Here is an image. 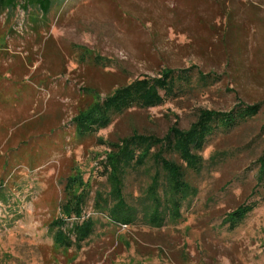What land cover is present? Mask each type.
Segmentation results:
<instances>
[{
  "label": "rangeland",
  "instance_id": "obj_1",
  "mask_svg": "<svg viewBox=\"0 0 264 264\" xmlns=\"http://www.w3.org/2000/svg\"><path fill=\"white\" fill-rule=\"evenodd\" d=\"M24 5L0 14V264H264V0H50L46 15ZM166 69L189 71L191 82L78 136L73 118L88 94L104 98ZM239 104L259 112L208 138L202 169H185L191 191L177 217L152 156L158 147L115 173L109 164L132 135L161 138L173 126L187 130L200 110ZM116 185L127 225L108 217ZM64 190L88 194L61 243L52 222L62 218ZM239 206L253 208L231 224ZM157 207L161 227L149 221ZM83 219L92 233L77 242L73 225Z\"/></svg>",
  "mask_w": 264,
  "mask_h": 264
},
{
  "label": "trees",
  "instance_id": "obj_2",
  "mask_svg": "<svg viewBox=\"0 0 264 264\" xmlns=\"http://www.w3.org/2000/svg\"><path fill=\"white\" fill-rule=\"evenodd\" d=\"M21 1L0 0V14L16 10ZM23 1L25 2L24 6H35L45 15L50 8V0ZM231 15L229 13L228 16L231 17ZM191 77L189 71L177 72L166 69L159 78L134 80L129 84L119 86L104 98L98 94H94L96 96L93 98V94H88V97H90L89 105L80 110L73 118L75 131L80 137L93 135L107 128L113 117L121 115L131 108L149 109L157 107L163 103L167 96L173 95L176 88L181 84H189ZM207 78L208 76H203L200 77V80L205 82ZM259 106V104H239L228 112L203 109L199 111L196 121L187 130L173 126L161 138L152 135H132L124 139L121 145H113L117 149L113 156L108 157L109 164L115 173L118 171V166L128 164L138 155H146L152 148L158 147L157 152L153 153L152 156L155 164L163 171L167 189L170 192L171 205L168 209L173 211L171 214L173 217H177L179 216L181 199L186 198L191 191L189 184L185 181V169L199 172L203 165L200 153L206 146L208 138L217 129L230 130L255 116L259 112ZM99 143L105 144L102 139H99ZM164 152L172 155L175 159L165 158L163 156ZM259 173V180L261 181L264 178V153L259 158ZM113 177H116V175H113ZM158 184L159 178L158 175H155L149 188V195L157 206L159 205V199L156 196ZM66 192L65 202L60 207L62 218L52 222V226L56 228L54 239L61 238V243L70 240L69 235L63 230L67 220L75 219L78 221L83 217V208L88 194L84 190L80 193H75L73 190ZM120 193V187L116 185L113 189L115 196L113 198L119 200ZM101 201L104 206H107L108 200ZM252 208L251 206H239L229 215L231 224H237L243 220ZM108 217L118 224L127 225L132 222V215L121 200L109 208ZM164 220L165 216L160 214L158 207L149 216V221L155 227H161ZM72 232L74 240H77V242L86 240L92 233V222L83 219L81 223L73 225Z\"/></svg>",
  "mask_w": 264,
  "mask_h": 264
}]
</instances>
